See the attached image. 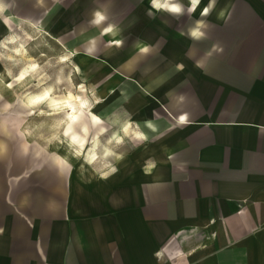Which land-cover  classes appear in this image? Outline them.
<instances>
[{
    "label": "crops",
    "instance_id": "crops-1",
    "mask_svg": "<svg viewBox=\"0 0 264 264\" xmlns=\"http://www.w3.org/2000/svg\"><path fill=\"white\" fill-rule=\"evenodd\" d=\"M255 1L216 0L207 17L209 0L191 14L177 0L179 16L148 0L82 4L70 37L89 36L83 64L107 75L97 117L132 122L120 136L134 147L106 179L80 167L59 185L35 144L0 156V264H264V0ZM197 20L202 40L189 36ZM137 130L148 139H133Z\"/></svg>",
    "mask_w": 264,
    "mask_h": 264
},
{
    "label": "rangeland",
    "instance_id": "rangeland-1",
    "mask_svg": "<svg viewBox=\"0 0 264 264\" xmlns=\"http://www.w3.org/2000/svg\"><path fill=\"white\" fill-rule=\"evenodd\" d=\"M94 1L96 0H4V3L9 7L3 16L10 17V19L4 21L3 18H0V42H3V46H0V156L11 155L24 145L35 144L40 148L41 162L49 161L55 165L52 176L57 180L58 185L60 179L61 181L64 179L66 182L68 177L75 174L80 167L88 168L95 173V176L97 174L99 176L108 171L104 167L105 164L111 163L115 166L117 162L115 157L110 156L107 159L99 158L90 166L83 163L85 157L73 156V150L67 144L41 139V136L51 137L53 134L51 126L62 119L66 111H69L63 104L52 107L44 101L31 108L26 106L31 99L52 87L53 92L50 94V98L57 101L63 100L66 99L67 93L71 92L73 96H81L88 99L89 102L92 100L90 107L86 109L98 116L95 94L103 77H107V75L103 76L102 73L97 75L96 66L91 65V62L88 63L89 66L83 64L85 57L79 51L84 48L82 46H86L89 36L85 35L83 41L81 35L70 37L71 31L75 28L74 24L82 20L83 7H86L82 4ZM148 1L151 3V0ZM80 7L82 8L80 9ZM153 11L156 12L155 9ZM184 11L185 9L183 13H185ZM247 14L248 17L254 15L251 12ZM247 14L244 17H247ZM148 15L143 14L141 17H156L155 14ZM77 29L80 30V28ZM89 31H93V29ZM8 40L14 42L9 43ZM21 45H23L22 48ZM65 57L67 59L61 63V58ZM33 64L39 67L26 71L24 78L20 82H15V79L22 72L30 69ZM69 73H71V83L68 82ZM57 78L62 83L56 84ZM37 84L40 87H37ZM81 84L84 85L83 89L78 87ZM6 85H11V87ZM69 104L73 108H78L76 102H69ZM86 109L85 111L80 110L83 114L79 116L83 120L82 123L85 124H87L85 118H90ZM41 110L51 111L54 115H37ZM117 110L124 113L122 108ZM29 112H32L33 115H27ZM98 119L100 126L92 127L90 130L95 134L100 127L107 129L104 135L99 136L100 147L96 150V155L103 157L104 141L114 133L121 135L122 127L117 125L112 128L108 123ZM41 125L43 126L40 127ZM26 131L31 134L20 135ZM61 139L64 138L61 137ZM73 143L75 146L76 142ZM89 147L91 145L85 147V152ZM108 147H113V145ZM130 147L134 146L127 136L124 137L122 144L115 146L114 150L124 157ZM90 154L87 158L91 157Z\"/></svg>",
    "mask_w": 264,
    "mask_h": 264
},
{
    "label": "clouds",
    "instance_id": "clouds-1",
    "mask_svg": "<svg viewBox=\"0 0 264 264\" xmlns=\"http://www.w3.org/2000/svg\"><path fill=\"white\" fill-rule=\"evenodd\" d=\"M201 0H188V8L187 11L189 14L194 13L196 8L199 6ZM216 0H209L208 5H206L200 15L201 17H207L210 15L211 11L215 7ZM9 5L4 3V0H0V18H3L4 21H8L10 17H4L3 13L7 10ZM151 7L156 10H165L169 13L176 14L177 16L183 14V5L177 2V0H151ZM94 19L91 21L93 25H100L103 21L107 19L105 15H103L101 12L96 11L93 13ZM206 27V23L204 20H197L195 22V26L189 30V36L190 38L194 40H202L205 37V33L201 31L202 28ZM114 30L113 26L109 24L106 28L103 29V32L105 34L112 33ZM18 39V38H17ZM9 43L14 42L13 40H8ZM115 44L117 46L122 45V41H115ZM0 46H3V42H0ZM23 45H21V48ZM219 51H223V49H218ZM142 52H148V48L145 47L141 49ZM19 54V52H17ZM211 53H208L210 55ZM8 59H11V57H8ZM65 58H61V63L64 61ZM39 67L38 65L33 64L30 69L25 70V72H22L17 79L22 80L24 78V75L26 74V71H31L32 69H35ZM11 74V73H9ZM71 73H69V83H71ZM50 79V77H49ZM62 81L57 78L56 84H60ZM37 87H40L39 84L36 85ZM8 87H11V85H8ZM79 88L83 89L84 85L81 84L78 86ZM53 92V88L49 87L46 90L42 92V94L37 95L34 99H31L29 103L26 105L27 107H33L34 105H37L41 102L48 101L50 94ZM68 102H76L78 104V108H73L71 104ZM96 103H99L100 101H95ZM57 104H63L65 108H68L69 111H66L64 113V117L58 121H56L52 126L51 129L53 131V134L49 138H45L41 136V139H48V140H55L59 141L61 144H67V146L73 150V156H82L85 157L83 160V163L92 165L95 160L99 158L107 159L108 157L112 156L115 157L116 161H120L123 159L122 154H118L114 149L115 146H118L124 142V137L120 136L118 133H114L112 136H110L107 140L104 141V147L102 149L103 151V157H98L96 155V150L100 147L99 144V136L104 135L107 131V129H100L98 133L93 134L90 130V126L85 123H78V117L81 116L83 113L80 110L86 109L90 107V102L86 98H82L81 96H73L71 92L67 93L66 99L58 100ZM89 116L91 117V121L93 122V125L99 123V119L93 115L89 111ZM27 115L31 116L33 115L32 112L27 113ZM37 115L40 116H52L54 115L53 112H45V111H39ZM188 121V115L187 113H182L177 118V124L184 125ZM145 126L155 132L157 129L154 126V124L150 121H145ZM41 125L40 127H42ZM132 127V122H128L125 124V126L121 129V132L124 133V135H128L129 129ZM138 128V125H137ZM30 132H24L20 133L21 136L24 135H30ZM63 137L64 139H61ZM133 139H137L140 141H146L148 139L147 135L141 131H136L133 134ZM76 142L75 146L74 143ZM91 145V147L88 148L87 152H85V147ZM109 145H113V147H108ZM89 153H91V157L87 158ZM105 168L108 169L107 172L101 173V178L106 179L110 174H115L118 169L113 164L108 163L104 165Z\"/></svg>",
    "mask_w": 264,
    "mask_h": 264
},
{
    "label": "bare ground",
    "instance_id": "bare-ground-1",
    "mask_svg": "<svg viewBox=\"0 0 264 264\" xmlns=\"http://www.w3.org/2000/svg\"><path fill=\"white\" fill-rule=\"evenodd\" d=\"M21 75V74H20ZM19 75V76H20ZM18 76V77H19ZM21 80H19V79H15V82H20ZM7 87H8V85H6ZM46 103L49 105V106H52V107H58L60 104H57V100H55V99H53V98H50L49 97V100L48 101H46ZM69 103V102H68ZM82 111H85V109H83ZM86 111H88L87 109H86ZM89 113V111L87 112V114ZM93 114V113H92ZM89 115V114H88ZM94 115V114H93ZM97 117V116H96ZM91 118V117H90ZM89 118V119H90ZM98 118V117H97ZM100 121V120H99ZM78 123H81V122H83V120L80 118V117H78V121H77ZM91 155V154H90Z\"/></svg>",
    "mask_w": 264,
    "mask_h": 264
}]
</instances>
